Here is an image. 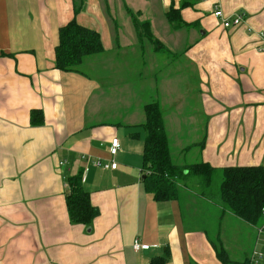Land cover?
I'll return each instance as SVG.
<instances>
[{
	"label": "crops",
	"instance_id": "crops-1",
	"mask_svg": "<svg viewBox=\"0 0 264 264\" xmlns=\"http://www.w3.org/2000/svg\"><path fill=\"white\" fill-rule=\"evenodd\" d=\"M182 4L174 26L167 12ZM216 8L245 20L224 27ZM74 17L101 34L104 51L84 71H63L56 46ZM191 100L194 138L180 155L196 151L178 164L264 166V0H0V264H223L218 248L235 261L264 251V222H245L205 192L198 200L190 185L167 201L144 185L145 105L161 104L172 144L168 125L180 131L176 113ZM79 173L100 210L89 226L68 212L67 179ZM136 240L151 247L135 250Z\"/></svg>",
	"mask_w": 264,
	"mask_h": 264
},
{
	"label": "trees",
	"instance_id": "trees-1",
	"mask_svg": "<svg viewBox=\"0 0 264 264\" xmlns=\"http://www.w3.org/2000/svg\"><path fill=\"white\" fill-rule=\"evenodd\" d=\"M171 6L167 12L174 26H181V9ZM81 11V6L74 7ZM140 39L148 32V23L141 24L138 15L133 14ZM159 47L160 45L157 44ZM104 51L101 34L92 28L81 25L76 17L60 28L59 42L56 46V67L63 71H84L85 59ZM146 118L141 124L146 132L144 139V185L157 201L174 200L180 197L182 189L189 186V180L197 178L204 192L212 187L214 176L221 172L219 198L224 208L240 219L259 226L264 222V166H229L217 168L208 162L178 164L172 155L170 139L165 127L164 110L158 101L147 103L144 107ZM37 111H33L35 119ZM43 120V117H42ZM136 134V133H135ZM202 146L205 144L202 141ZM193 176V177H191ZM180 182L183 183L180 186ZM66 194L70 220L74 224L91 225L100 214L93 205L90 192L84 187L82 174L71 175L67 179ZM197 184V183H196ZM195 189V186H191ZM201 192V191H200ZM202 195V193H201ZM217 256L223 264H249V259L235 261L225 248H218ZM166 256L154 257L150 264H166Z\"/></svg>",
	"mask_w": 264,
	"mask_h": 264
},
{
	"label": "rangeland",
	"instance_id": "rangeland-1",
	"mask_svg": "<svg viewBox=\"0 0 264 264\" xmlns=\"http://www.w3.org/2000/svg\"><path fill=\"white\" fill-rule=\"evenodd\" d=\"M242 12V11H240ZM142 31L144 32V34H146V37L147 38L149 36V33L146 32V30L144 28H142ZM87 71L90 72V69L87 68ZM181 78L183 77L182 75H179ZM180 78V79H181ZM179 79V78H178ZM191 82H188L187 84V88L189 91H186L187 93L189 94H194L195 91H190L192 89H194V84L196 81L195 80H190ZM191 102L193 105L190 106L188 104L187 101H181V106L180 108L178 109L177 113L173 107V109L171 110L170 106L167 104L165 107L166 108V112H170L169 114L172 116V117H175V114H178L179 116V119L181 120V128H180V131H177V132H174V126H173V123L172 121H170L171 125L169 124L168 125V129H169V133H170V137H171V147H172V152H173V157L175 159L176 162H181L182 159L183 160H187V161H190V160H193L192 156L194 155L195 151L196 150H192V152L190 153H185L183 152L181 155H180V151L182 147L184 146H187V145H191V141H192V137L189 133V130H190V127H191V123L188 122V113L190 112V109H192V107L195 105V101L191 100L189 101ZM173 112V113H172ZM173 127V128H172ZM178 138L181 139V144L179 145L178 144ZM221 172H218L215 176H214V179H213V183H212V187L210 189H207L205 194H206V199H208L209 201L213 202L214 201V198L215 196L217 197L216 200L218 199L219 200V187H220V183H221ZM193 177V176H191ZM196 179L197 178H193L187 182H189V185L190 186H195V191L196 193L198 191H201V192H204V186L203 185H198V183L196 184ZM180 186L183 185L182 182H180L179 184ZM194 191V192H195ZM195 197L198 199V200H201V193H197V195H195ZM217 200V201H218ZM210 236L214 239V240H218L216 239V235H214L213 231H210ZM255 248V247H254ZM253 248V250H254ZM252 250V251H253ZM250 259V258H249Z\"/></svg>",
	"mask_w": 264,
	"mask_h": 264
},
{
	"label": "built area",
	"instance_id": "built-area-1",
	"mask_svg": "<svg viewBox=\"0 0 264 264\" xmlns=\"http://www.w3.org/2000/svg\"><path fill=\"white\" fill-rule=\"evenodd\" d=\"M216 17L222 19V23L224 27H231V26H240L245 20V14L244 13H237L234 15V17H227L224 15V12L221 8H216L213 13ZM121 143L118 138H113L110 145V153L111 155H115L120 150ZM93 164L96 166H102L106 169L113 168L115 169L118 165L116 161L110 160L108 162H102L100 159L93 161ZM262 215L264 217V207L262 208ZM258 231L260 234L264 233V225H261L258 227ZM133 247L135 250H141V249H149L151 246L149 244L141 243L140 241L136 240L133 244ZM264 259V251L256 246L253 250L250 259L249 264H263Z\"/></svg>",
	"mask_w": 264,
	"mask_h": 264
}]
</instances>
